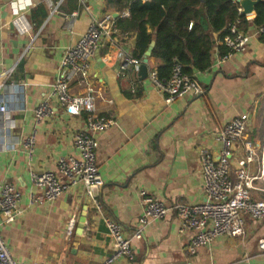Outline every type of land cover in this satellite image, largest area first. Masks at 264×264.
Listing matches in <instances>:
<instances>
[{"label":"crops","instance_id":"crops-1","mask_svg":"<svg viewBox=\"0 0 264 264\" xmlns=\"http://www.w3.org/2000/svg\"><path fill=\"white\" fill-rule=\"evenodd\" d=\"M13 1L0 0V72L12 70L0 91V105L7 107L0 113V187H16L22 213L0 227V236L16 261L100 264L112 251L105 219L114 220L131 236L143 212L141 191L166 205L203 202L200 151L217 160L214 137L234 118L248 115L247 134L260 145L251 138L264 123V44L255 28L245 32L250 40L244 52L222 62L223 55L213 52L210 68L193 74L203 91L200 96L187 95L166 105L150 79L140 81L132 71L118 76L120 54L133 58L134 36L115 27V19L127 18L126 12L120 15L109 8L108 0H85L84 7L78 0H51L52 7L27 0L19 14L30 32L19 36L12 25ZM72 13L77 17L69 33L64 24ZM105 15L113 22L90 62L94 111L115 123L97 137L102 210L92 207L81 185L50 204L28 206L29 196L39 193L30 173L56 172L59 158H79L73 140L84 125V115L67 116L55 101L53 114L39 123L33 109L47 96L63 51L78 42L93 19L100 21ZM254 17L252 13L246 19ZM149 70L156 71V65L149 62ZM72 92L85 90L72 85ZM33 133L29 158L22 142ZM69 222L73 228L67 236ZM179 228L180 221L171 214L152 222L142 239L132 242L134 264H264V253L257 247L264 237V219L246 218L243 238L220 237L193 255L188 252L193 233L180 234Z\"/></svg>","mask_w":264,"mask_h":264},{"label":"built area","instance_id":"built-area-1","mask_svg":"<svg viewBox=\"0 0 264 264\" xmlns=\"http://www.w3.org/2000/svg\"><path fill=\"white\" fill-rule=\"evenodd\" d=\"M52 7L51 0H41ZM27 0H15L11 3L14 11L12 25L19 36L28 35L30 26L19 14ZM84 7L85 0H78ZM55 11V9H54ZM242 10L239 7L238 13ZM77 14L66 17L64 29L71 32ZM246 18V16H245ZM113 22L111 15H105L100 21L92 20L86 32L78 42L63 51L58 64L57 76L49 88L47 96L33 109L36 123L53 114L51 103L55 101L67 116L84 115V125L76 133L73 140L74 150L79 158L62 157L57 161L56 172L36 174L31 172L32 185L39 190L31 194L28 206L50 204L63 196L70 188L81 185L85 196L92 207L100 212L99 192L102 186L96 164L97 137L106 132L114 121L94 111L93 89L90 84V62L99 48L101 40L107 35ZM239 21L229 24L226 34L216 42L213 50L218 55V48L223 47L227 53L219 57L225 61L232 54L244 52L250 37L238 29ZM192 24L188 29H191ZM264 27L257 30V34ZM118 76L132 71L138 73L141 60L120 54ZM12 70L0 72V91ZM138 77V76H137ZM148 79L154 88L163 96L164 103L170 105L187 95L200 96L203 91L195 80L194 75H187L183 67L176 61L172 66L167 81H160L156 71H148ZM72 85L81 86L84 94H74ZM134 93V90H131ZM6 104L0 105V113H5ZM248 115H240L225 125L214 137L219 146L217 160L206 151H200V176L204 200L195 205H166L165 203L140 192L143 206L136 228L131 236H126L120 224L114 220L105 219V225L112 240V251L100 264H134L135 254L133 241L143 237L144 229L152 222L165 219L168 215L175 216L180 221L179 233H193L188 252L195 251L212 244L220 237L231 239L243 238L245 235V220L259 222L264 219V137L260 145L250 140L248 131ZM33 133L22 142V147L31 158L34 147ZM62 178V180L60 179ZM260 195L255 198L254 194ZM21 195L13 184L4 183L0 187V216L2 225L13 223L21 215L19 204ZM73 222H69L66 234L69 236ZM258 250L264 253V237L258 241ZM0 264H27L16 261L10 254L0 236Z\"/></svg>","mask_w":264,"mask_h":264},{"label":"trees","instance_id":"trees-1","mask_svg":"<svg viewBox=\"0 0 264 264\" xmlns=\"http://www.w3.org/2000/svg\"><path fill=\"white\" fill-rule=\"evenodd\" d=\"M107 5L120 15L128 14L116 18L115 27L134 36L133 58L141 60L155 41L149 62L156 65L160 81L169 79L174 61L190 76L207 71L216 42L229 24L239 21L243 32L264 27V0L255 6L252 21L239 14V5L230 0H108ZM259 41L264 44V31ZM218 52L224 55L227 50L219 47Z\"/></svg>","mask_w":264,"mask_h":264},{"label":"water","instance_id":"water-1","mask_svg":"<svg viewBox=\"0 0 264 264\" xmlns=\"http://www.w3.org/2000/svg\"><path fill=\"white\" fill-rule=\"evenodd\" d=\"M236 4L239 5V7L241 8L242 12L241 15L242 16H249L252 13H254V8L255 6L261 1V0H230ZM117 15H114V18ZM131 44L133 45V41L131 42ZM155 46V41H151L147 50L145 51L142 60H141V65L139 66L138 69V79L140 81H144L147 79L148 76V71H149V58L151 56L152 50ZM83 221H81L82 224ZM82 232V225H79V229H78V234H80Z\"/></svg>","mask_w":264,"mask_h":264},{"label":"rangeland","instance_id":"rangeland-1","mask_svg":"<svg viewBox=\"0 0 264 264\" xmlns=\"http://www.w3.org/2000/svg\"><path fill=\"white\" fill-rule=\"evenodd\" d=\"M248 134H250V133L248 132ZM253 136H254V137H253ZM253 136L251 137L252 139L256 138V140H257V142H258L259 144L262 143V140H263V137H264V123H263V126H262V127H259V128L257 129V131H256V135L253 134Z\"/></svg>","mask_w":264,"mask_h":264}]
</instances>
